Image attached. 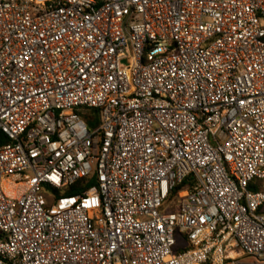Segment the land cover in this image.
Returning <instances> with one entry per match:
<instances>
[{"label":"built area","instance_id":"built-area-1","mask_svg":"<svg viewBox=\"0 0 264 264\" xmlns=\"http://www.w3.org/2000/svg\"><path fill=\"white\" fill-rule=\"evenodd\" d=\"M0 264H264V0H0Z\"/></svg>","mask_w":264,"mask_h":264},{"label":"trees","instance_id":"trees-1","mask_svg":"<svg viewBox=\"0 0 264 264\" xmlns=\"http://www.w3.org/2000/svg\"><path fill=\"white\" fill-rule=\"evenodd\" d=\"M84 114H85V117H84L85 120H87V122H90V119H88V112H84ZM84 183H86V182H81V183L78 184V186L71 188L70 190H68L66 192V195L67 196H75V195L80 194L84 190L83 189L84 188L83 187ZM88 185L90 187L95 185V179H91L89 181ZM182 189H184V186H180L178 190H182Z\"/></svg>","mask_w":264,"mask_h":264},{"label":"rangeland","instance_id":"rangeland-1","mask_svg":"<svg viewBox=\"0 0 264 264\" xmlns=\"http://www.w3.org/2000/svg\"><path fill=\"white\" fill-rule=\"evenodd\" d=\"M245 263H246V261H245Z\"/></svg>","mask_w":264,"mask_h":264}]
</instances>
